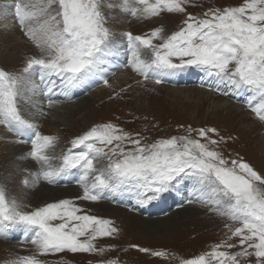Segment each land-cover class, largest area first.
<instances>
[{"label": "snow or ice", "instance_id": "6c2138e0", "mask_svg": "<svg viewBox=\"0 0 264 264\" xmlns=\"http://www.w3.org/2000/svg\"><path fill=\"white\" fill-rule=\"evenodd\" d=\"M189 6H196L193 0H11L0 19L11 16L38 54L25 57L15 72L0 68V126L17 138L15 142L30 143V151L19 159L38 167L20 170L24 188L56 184L75 170L81 189L78 200L95 203L106 194L130 193L144 207L187 180L191 192L186 203L227 223L222 240L180 264H264V174L242 158H226L219 150L224 138H213L219 135L215 128H189L187 135L146 143L139 134L133 136L113 123L97 124L55 155L58 137L42 134L21 113L23 102L35 113L48 115L32 99L38 94L52 108L57 102L53 96L70 100L74 89L91 80L108 86L110 58L118 47L109 13L118 9L142 22L164 13L184 17L182 26L170 34L163 26L144 35L122 33L128 51L124 67L157 85L181 70L196 68L215 79L210 90L244 97L245 107L264 122V0L209 7L201 16L187 14ZM26 207L9 198L6 185L0 183V239L22 228L34 249L8 264H46L41 257L64 252L103 257L115 251L97 241L115 239L120 229L109 219L87 214L75 200L22 210ZM131 247L153 258L168 255ZM234 248L239 250L230 251ZM99 264L120 262L117 257Z\"/></svg>", "mask_w": 264, "mask_h": 264}, {"label": "rangeland", "instance_id": "374dc122", "mask_svg": "<svg viewBox=\"0 0 264 264\" xmlns=\"http://www.w3.org/2000/svg\"><path fill=\"white\" fill-rule=\"evenodd\" d=\"M242 2L243 0H193V4L196 6L187 7V14L201 16L209 7L223 8L238 6ZM9 3H11V0H0V10L2 11L3 6ZM116 12L118 13L119 10L117 9L109 13L111 16L110 26L116 33L115 39L118 41V47L115 49L116 54L110 58L111 65L107 73L108 86H104L102 81L91 80L83 87L77 88L79 92L82 91L77 98L75 97L67 101V104L55 103L54 106H57L55 109L58 110L56 113L55 111L43 109L48 115L43 116L44 119H42V123L38 125L39 131L44 135H48L52 132V129H47L46 127L52 125L60 126L57 129L58 131L53 133L54 136L58 137V141L52 154L59 155L62 151L71 147L69 143L74 137L83 134L97 124L113 123L119 128H122L125 132H129L133 136L139 134V137L143 138L144 142L151 143L162 138L187 135V130L192 123L191 129L193 130L200 128L216 129L219 135L213 138H224L225 143L219 146V150L223 152L226 158L239 157L244 161L246 159L247 161L252 160L251 155L244 153V145L247 144L249 139V135L247 134L248 128L256 127L258 137L264 142V124H261L257 119L254 121L249 120L252 117H246V119H242L241 123H238L240 122V118L233 117L230 119L226 111L239 110V113H242V110H240L241 108L246 110L247 108L242 102L244 97H241V102L239 103H232L229 100L219 102L220 100L214 97V94L209 91L211 88H214L215 79L208 77L196 68H187L177 72L174 76L166 79L164 82L166 84L163 86L157 85L151 80L144 81L142 77L137 76L132 71L130 74L129 68L123 66L127 63L128 51L127 42L122 36V33L131 32L133 35H144L155 27L163 26L166 34H170L182 26L184 17L182 15L164 13L161 17L142 22L134 20L130 16L124 14H117ZM16 27L18 28V26ZM25 44L26 50L23 49L20 55H18L19 53H15L16 58L13 56L14 62H11L12 59L10 61L3 59L0 52V68L15 72L23 65L25 57L38 54V50L29 41ZM125 69H127V73L130 74L127 79L128 82L120 84V72ZM193 73H201L200 80L205 81V84L200 85L198 83L199 80H196L197 83L194 82V80L193 83H189L188 79L185 77L190 76L191 79H196V75ZM96 81L100 83L94 87ZM138 81L142 82L138 83ZM154 85L159 87V89L157 90ZM187 87H202L203 94L207 96V98L202 102H196L197 97L191 96L189 100H186L178 95L174 96L172 91H168V88L179 89ZM216 93L220 94L218 92ZM222 96L234 97L231 94ZM32 99L35 101L37 97L34 96ZM87 107L91 110H87ZM245 112L246 114H250L247 111ZM79 113H81V115ZM217 117H219V119ZM45 119H47L50 124L48 121H45ZM224 119L233 120V122H230L233 127L230 125L226 126L223 123V121H226ZM165 121L168 122L166 123ZM61 130L63 132L69 131L71 135L65 136V133ZM192 135L193 138L196 137L195 131H193ZM8 136L16 138L13 134H8ZM25 139H28V137ZM10 143L13 142H11L10 139L5 140V138H2V135H0V183L6 185L9 198H15L17 201L19 200L18 202L20 204H25L27 206L23 208V210L26 209L25 211H30L48 203L57 202L62 199H71L75 200L87 214L109 219L120 229V233L115 239L105 238L97 241L98 246H112L115 249V251L106 252L103 257L64 252L41 257L46 264H99V261L102 259L117 257L120 264H180L181 259L192 258L203 252L209 251L215 243H218L224 238L226 231L224 225L227 221L217 217L215 214L209 213L205 208L197 204H189L178 210H170L165 215L147 218L104 201L93 203L78 200L77 197L81 195V189L77 184L60 187L58 185L53 186L41 182L35 187L28 188V191L26 190V192H24V190L22 191L24 187L20 183L22 179L20 170L22 168L33 170L36 166H31L26 160L25 162L18 158L17 161L19 160L20 163H16L13 159L6 162L7 158L5 156V151H9L10 147H8V145ZM21 144L31 147L30 143ZM250 145L255 146V144ZM5 146L7 148H5ZM263 154V151L259 152V155ZM54 162L56 163V161ZM257 167H260V165L258 164ZM260 168H258L260 170L259 173L264 174L263 165ZM73 177H75V175H73ZM43 184L47 187L48 185L52 186L54 189L75 187L76 190L69 195L63 194L67 192L60 193L56 191L57 195L44 198L40 196L38 192L40 190L39 188H41L40 186ZM186 185L191 188L190 181L186 180L182 182L181 187L184 188ZM23 234L22 228H17L11 232V237L0 239V264H5L6 261L17 256L32 254L34 250L33 245L27 242L28 239L24 242H20V238ZM132 245H138L154 251H165L168 255L164 258H153L150 255L136 251L131 247ZM12 249L15 251H12ZM237 250H239V248H234L230 251ZM252 259L254 260V258Z\"/></svg>", "mask_w": 264, "mask_h": 264}, {"label": "bare ground", "instance_id": "6f19581e", "mask_svg": "<svg viewBox=\"0 0 264 264\" xmlns=\"http://www.w3.org/2000/svg\"><path fill=\"white\" fill-rule=\"evenodd\" d=\"M1 11V10H0ZM117 13V12H116ZM119 14H123V13H121V12H118ZM117 13V14H118ZM28 40L25 38V37H23V35H22V33L19 31V29L14 25V22H13V18L10 16V17H8L7 19H0V52H1V54H2V58L3 59H5V60H11V62H14V57L13 56H15V58H16V55H15V53L16 54H18V55H20L21 53H22V50L23 49H25L26 50V42H27ZM0 54V55H1ZM17 55V56H18ZM10 62V63H11ZM5 66V65H4ZM11 67V66H10ZM7 70V69H6ZM9 70V69H8ZM129 72H130V74H131V70L129 69ZM120 74H121V79L119 80V83L121 84V83H126V82H128L127 81V79H128V76L130 75L129 73H127V69H125V70H123V71H121L120 72ZM185 78H187L188 79V82L189 83H193V80H194V82H196V79H191L190 78V76H186ZM181 82H183V81H181ZM197 83V82H196ZM198 83L200 84V85H203V84H205V81H203V80H199L198 81ZM155 87H156V89L158 90L159 89V87H157L156 85H154ZM144 89V88H143ZM149 89V88H148ZM169 90V92L170 91H172V93H174V96H179V97H181V98H183V99H186V100H189L190 99V97L191 96H193V97H197V101L196 102H202V101H204L205 100V98H207V96H205L204 94H203V91H202V87H187V88H179V89H175V88H168ZM146 91V90H145ZM78 92L79 91H76V95H78ZM160 92V91H159ZM143 93V92H142ZM148 93V92H147ZM140 95V94H139ZM220 97H217L216 95H214V97H216L217 99H219L220 101L219 102H222V101H226V99H224V97L221 95V94H218ZM137 96V95H136ZM153 96H155V95H153ZM36 97H37V99L35 100V102L37 103V104H42L43 105V109H47V110H49V111H55V113L58 111L57 109H55L57 106H52V108H48L47 107V100H46V98L45 97H43L42 95H36ZM78 97V96H77ZM76 97V98H77ZM234 99H233V102L235 103V102H237V103H239V102H241V97L238 99L237 97H233ZM53 100L54 101H57L56 103H60V104H65L67 101H70V100H66L63 96H53ZM80 100V99H79ZM230 102H232V101H230ZM232 102V103H233ZM67 104V103H66ZM90 104V103H89ZM82 105V104H81ZM21 111H22V115L26 118V119H31L34 123H36L37 125H39V124H41L42 123V119H44L43 118V116H41V115H39V114H37V113H35L34 112V110L31 108V106L29 105V104H24L23 102H21ZM66 107V106H65ZM80 107V106H79ZM84 107V106H83ZM92 107V106H91ZM76 108V107H75ZM80 108H82V107H80ZM79 108V109H80ZM83 109V108H82ZM87 110H89L90 108L89 107H87L86 108ZM93 109V108H92ZM121 109V108H120ZM179 109V108H178ZM32 110V111H31ZM91 110V109H90ZM171 110V109H170ZM226 110V109H225ZM240 110H242V113H239V110H226L227 112H228V115H229V117H230V119H232L233 117H238V118H240V122H238V123H241V121H242V119H246V117H252V118H250L249 120H255L256 118L255 117H253V116H251L250 114H246V112L244 111V109H240ZM79 111V110H78ZM82 111H84V110H82ZM81 111V112H82ZM72 112V111H71ZM85 112H86V110H85ZM124 112V111H123ZM173 112V111H172ZM87 113V112H86ZM92 113V112H91ZM98 113V112H97ZM80 115H81V113H79ZM83 114V113H82ZM168 114H170V113H168ZM178 114V113H177ZM197 114V113H196ZM182 115V114H181ZM201 115V114H200ZM170 116V115H169ZM198 116V115H197ZM216 116V115H215ZM218 116V115H217ZM240 116V117H239ZM245 116V117H244ZM51 117V116H50ZM165 117V116H164ZM172 117V116H171ZM171 117H169V118H171ZM185 117V116H184ZM167 118H168V115H167ZM174 118V117H173ZM218 119H219V117H217ZM159 119V118H158ZM157 119V120H158ZM162 119H163V117H162ZM172 119V118H171ZM185 119H187V118H185ZM169 120V119H168ZM214 120V119H213ZM224 120H226V121H223V123L226 125V126H228V125H230V126H232L233 127V125L232 124H230V122H233V120H228V119H224ZM45 121H48L47 119H45ZM177 121V120H176ZM179 121V120H178ZM191 121V120H190ZM248 121V120H247ZM166 122V121H165ZM168 122V121H167ZM166 122V123H167ZM171 122V121H170ZM180 122V121H179ZM48 123L50 124V122L48 121ZM185 123V122H184ZM190 123V122H189ZM55 124V123H54ZM194 124V123H193ZM221 124V123H220ZM256 124H257V122H256ZM259 124V123H258ZM262 124V123H261ZM211 125V124H210ZM219 125V124H218ZM236 125H238V124H236ZM252 125V124H251ZM260 125V124H259ZM183 126V125H182ZM189 126V125H188ZM191 126H192V123H191V125H190V128H191ZM256 126V125H255ZM46 127V126H45ZM60 126L58 125V126H49V127H46L47 129H52V132L51 133H49L48 135H52L53 133H56L58 130V128H59ZM200 127V126H199ZM212 127V126H211ZM218 127V126H217ZM231 128V127H230ZM62 131V130H61ZM63 132V131H62ZM63 133H65V136H70L71 135V132H69V131H64ZM8 134H12L11 132H9L5 127H3V126H0V135H2V138L4 137L5 138V140L6 139H10V141L11 142H13V143H10L9 145H8V147H10L9 148V151H7L6 149V154H5V156H6V162H9V161H11L12 159L13 160H15V162L16 163H20L19 162V157H21V155L22 154H24V153H27L28 151H30V147H28V146H24L23 144H21V143H17V142H15L16 140H17V138H12V137H10V136H8ZM248 135H249V139H248V141H247V144H245L244 145V153H246L247 155H251V157H252V160H250V161H247V159L245 160L247 163H249L251 166H253L254 167V169H256V167L258 166V164L260 165V167L263 165V168H264V154L263 155H259V152H264V142L258 137V135H257V133H256V127H249L248 128V133H247ZM56 135V134H55ZM53 136H54V134H53ZM58 136V135H57ZM25 138H27V137H25ZM64 139V138H63ZM67 139H69V138H67ZM4 143V142H3ZM64 143V142H63ZM68 143V142H67ZM244 143V142H243ZM246 143V142H245ZM62 144V143H61ZM70 144V143H69ZM250 144H255V146H253V145H250ZM260 148H259V147ZM5 148H7L6 146H5ZM243 151V150H242ZM240 153H243V152H240ZM259 156H258V155ZM244 155V154H243ZM8 156V157H7ZM17 158L19 159L18 161H17ZM25 161V160H24ZM27 161V163H30V165L31 166H36V168H37V165L34 163V162H32V161H30V160H26ZM25 161V162H26ZM23 162V161H22ZM55 163V162H54ZM252 163V164H251ZM25 164V163H24ZM260 167H257V169L258 168H260ZM36 168L34 169L33 168V171L34 170H36ZM256 169V170H257ZM261 169V168H260ZM258 172H260V170L258 169L257 170ZM9 173V172H8ZM13 174V173H12ZM6 175V174H5ZM72 176V175H71ZM16 178V177H15ZM16 180V179H15ZM1 181V180H0ZM7 182V181H6ZM10 187V186H9ZM8 187V188H9ZM21 187V186H20ZM41 188H39L40 190L38 191L39 192V194H40V196H43L44 198L45 197H52L53 195H57V193H56V191H58V192H67V193H63V194H70L71 192H73L74 190H76V188L74 187V188H72V187H69V188H67V189H54V187H52V186H49L48 185V187L47 186H44V184L43 185H41L40 186ZM28 188H24V189H22V191L24 190V192H26V190H27ZM9 191V190H8ZM17 191V190H16ZM28 191V190H27ZM53 192H55V193H53ZM8 193V192H7ZM17 193V192H16ZM43 198V199H44ZM27 199V198H26ZM21 200V199H20ZM19 201V200H18ZM25 205V204H24ZM97 205V204H96ZM97 206H99V205H97ZM32 208V207H31ZM101 208V207H100ZM23 210V209H22ZM24 210H26V209H24ZM9 249V248H8ZM14 249H12V251H13ZM15 251V250H14ZM26 252V251H25ZM1 253V252H0ZM6 253H7V251H6ZM3 254H4V252H3ZM8 254V253H7ZM31 254V253H30ZM6 255V254H5ZM4 255V256H5ZM9 256V255H8ZM13 256V255H12ZM9 258V257H8ZM5 264H8V261H6L5 262Z\"/></svg>", "mask_w": 264, "mask_h": 264}]
</instances>
